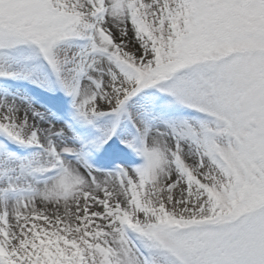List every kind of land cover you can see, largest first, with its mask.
Instances as JSON below:
<instances>
[{
	"label": "snow or ice",
	"instance_id": "snow-or-ice-1",
	"mask_svg": "<svg viewBox=\"0 0 264 264\" xmlns=\"http://www.w3.org/2000/svg\"><path fill=\"white\" fill-rule=\"evenodd\" d=\"M0 81V264H264V0H0Z\"/></svg>",
	"mask_w": 264,
	"mask_h": 264
},
{
	"label": "rangeland",
	"instance_id": "rangeland-1",
	"mask_svg": "<svg viewBox=\"0 0 264 264\" xmlns=\"http://www.w3.org/2000/svg\"><path fill=\"white\" fill-rule=\"evenodd\" d=\"M0 88L7 89L9 92L14 93L17 97H29L34 102V106L43 112L46 115L47 121H50L52 124L64 126L72 120L73 108L71 97L65 95L62 91H47L43 88L27 83L26 81H0ZM57 93L59 94V98H56ZM165 99L166 98H161L158 101V112L161 111L159 105L163 104ZM168 114L186 116L196 115L194 112L180 109H172L168 112ZM121 147H123V145H121ZM34 151V149L23 147H19L16 150L19 156L25 158L30 157ZM144 162L145 161L141 157L135 155V153H129L128 157L124 161V165L125 167H136ZM117 163H120V161H117ZM115 166L116 165H112V168H115Z\"/></svg>",
	"mask_w": 264,
	"mask_h": 264
}]
</instances>
